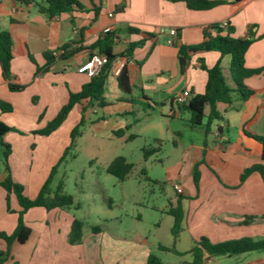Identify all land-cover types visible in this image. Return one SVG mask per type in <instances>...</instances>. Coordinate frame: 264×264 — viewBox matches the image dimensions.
Segmentation results:
<instances>
[{"label": "crops", "instance_id": "1", "mask_svg": "<svg viewBox=\"0 0 264 264\" xmlns=\"http://www.w3.org/2000/svg\"><path fill=\"white\" fill-rule=\"evenodd\" d=\"M81 1L84 10L74 8L50 18L39 11L46 0H0V32L9 31L12 35V71L16 81L26 85L21 91H11L0 65V99L14 107L11 112H0V119L12 127L3 139L11 145L8 162L12 178L24 186V193L30 198L38 195L52 167L70 146L71 131L83 109L86 118L83 134L95 139L117 137L125 142L134 135L132 130L141 122V114L150 115L158 105L161 113L171 116L186 110L175 102V96L184 89H189L191 95L203 93L207 71L201 64L212 67L221 55L217 51L191 52L188 67L182 72L179 47L202 43L206 32H210V25L227 20L234 27L236 37H247L252 29L258 38L248 48L245 64L249 68L264 66V0H219L221 4L206 10L190 9L183 0H94V5L99 7L97 14L90 0ZM107 27L116 36L113 47L118 55L116 59L127 64L131 94L119 87L117 76L111 72L105 84L102 106L83 101L72 108L55 131L49 135L35 133L57 116L71 91L79 92L90 81L91 77L79 73L77 68L92 54H99L97 48L91 47L106 33ZM172 28L177 30L176 36L170 34ZM139 40H145L144 45L131 57L121 55L130 42ZM68 43L72 44L69 49L78 47V50L66 59H57L48 70L35 75L37 65L46 64L45 52L55 51ZM30 55L36 64L30 60ZM230 63L229 55L222 57L223 74L227 83L234 87ZM245 82L258 89V94L243 104L237 100L231 104L218 103L224 118L215 120L210 132H206L204 125L199 126L203 138L184 143L181 129H167L177 138L174 140L176 146L181 142L182 159L168 167L166 179L171 185L180 183L185 192L178 194L173 188L175 197L168 199L163 207L154 206V209L171 216V237L164 240L159 236L162 222L158 221L151 230L154 237L140 230H133L130 235L109 229L86 230L79 242L72 243L70 233L75 216L70 211L35 207L24 215L26 225L32 229L25 243L14 240L9 247L0 239V250L8 256L3 264H147L151 253L163 264H183L193 260L188 251L203 237L212 243L244 237L263 240L264 175L254 171L244 180L241 176L246 168L264 163L258 142L247 136L243 128L257 113L249 128L256 135H264V108H261L264 71ZM136 98L142 99L143 104L135 105ZM89 110L93 115H87ZM208 111L207 107L206 113ZM187 112L190 120V112ZM70 117L73 124L67 123ZM123 128L126 129L123 136L114 134ZM2 152L0 149V181L5 177ZM117 156L109 160L106 169ZM196 166L197 182L194 180ZM7 195L0 183V230L11 234L17 225L15 211L19 206L12 194L11 210L8 209ZM179 202L184 218L179 237L174 241V217L167 211ZM111 203L110 198V207ZM137 217L141 220L142 214L138 213ZM160 246L175 251L162 250ZM173 255H183L186 259L175 262ZM203 264H264V250L234 255L205 252Z\"/></svg>", "mask_w": 264, "mask_h": 264}, {"label": "trees", "instance_id": "2", "mask_svg": "<svg viewBox=\"0 0 264 264\" xmlns=\"http://www.w3.org/2000/svg\"><path fill=\"white\" fill-rule=\"evenodd\" d=\"M94 5V0H90ZM177 1V0H175ZM187 7L195 10L211 9L222 2L219 0H183ZM95 6V5H94ZM74 8L84 10L85 6L81 0H46L44 5L39 6V11L45 14L47 17H54L68 13ZM95 13L99 11V7L95 6ZM121 8V7H120ZM119 8V9H120ZM210 32H206L205 40L194 46L181 45L179 47V62L182 72H185L190 58L191 52L196 51H217L220 53V59L212 66L207 67L201 64V67L207 71V81L205 84V90L203 93L191 95L188 102L179 105L181 109H186L190 112V122L193 126L204 125L206 132H210V126L215 120H222L224 117L218 110V103L231 104L235 100L241 104L255 97L259 90L248 86L245 80L251 76L260 74L264 71V66L258 68H249L245 64L246 52L250 45L258 38L255 37L252 29L249 30V36L236 37L234 36V27L228 24L227 27H221L219 23L210 25ZM130 31H135L130 29ZM212 32H215L213 34ZM116 36L114 33L106 32L98 37L96 42L91 48H97L99 54L104 55L107 58V63L104 65L101 73L97 76L91 77L90 81L83 85L79 92H70L67 103L61 108L57 116L49 121L44 129L35 131L41 135H49L55 131L62 122L67 118L72 108L83 101H87L89 105L104 104V91L105 84L108 76L111 73V65L117 58V54L114 53L113 47L115 44ZM145 40L130 42L124 53L121 55L131 57L134 51L144 45ZM72 44L68 43L59 47L55 51H47L44 53L46 64L44 66L36 67L35 75L44 72L50 68V66L57 59H66L72 56L78 47H71ZM93 55V54H92ZM91 55V56H92ZM229 55L231 57L230 70L232 79L235 86L231 87L223 74L221 59L223 56ZM14 57V42L12 35L9 31L0 32V65L2 67V73L6 80H8V87L11 91H21L26 85L16 81V76L12 71V60ZM30 60L36 64L35 58L30 55ZM119 87L127 94H131L132 88L130 85L128 67L127 64L122 68L121 73L117 76ZM209 108L206 113V108ZM264 108V100L261 105ZM14 107L11 103L0 99V112H11ZM257 113L250 118L243 126L244 132L247 136L255 139L260 147L262 160L264 161V135H256L250 131L249 125L255 120ZM86 124L85 109L82 110L79 123L71 131V144L66 148L59 162L55 164L42 185L38 195L35 198H30L24 193V186L16 182L12 178L11 169L9 166L8 158L11 154V145L4 141L3 136L6 132L12 130L8 124L0 119V149L3 150V161L5 177L0 181L1 185L6 189L7 195V207L11 210L10 195H14L19 206L18 221L13 233L8 234L5 231L0 230V239L6 241L10 247L14 240H18L20 243H25L32 229L28 227L24 221L25 213L35 207H42L46 210H52L55 208L68 209L75 205V197L67 193L64 190L63 180H60L58 184L53 187L52 183L54 176L58 170L59 163L68 154L69 149L75 145V139L82 135L80 127ZM220 130L221 127H220ZM126 129H118L114 131V134L121 137L125 134ZM134 135H130L132 139ZM161 141L160 139H155ZM158 148L144 149L145 157H148ZM134 168V164L129 162L124 155H118L107 167V172L116 176L120 180H124ZM258 171L261 175H264V163H259L248 167L244 170L241 179L244 180L250 173ZM194 180H198L197 166L194 169ZM174 217V223L172 226V234L174 241L179 237L182 230L184 212L179 202L176 207H171L167 211ZM101 230L100 226H94L93 231L98 232ZM84 222L81 219L74 218L71 227L70 241L72 243L79 242L83 237ZM162 250H172L165 246H160ZM264 250V239L254 240L250 237H244L240 239L227 240L223 242L212 243L208 238H201L188 253L192 254V261L194 264H203L204 254L208 252L211 255H234L247 251ZM8 258L3 251L0 250V264H3ZM14 264H17L16 262ZM147 264H163L162 260L154 253H151L148 257Z\"/></svg>", "mask_w": 264, "mask_h": 264}, {"label": "rangeland", "instance_id": "3", "mask_svg": "<svg viewBox=\"0 0 264 264\" xmlns=\"http://www.w3.org/2000/svg\"><path fill=\"white\" fill-rule=\"evenodd\" d=\"M106 95L109 96V92ZM133 102L135 105L143 104L139 98ZM174 107L178 110L176 104ZM87 115H93L91 110ZM67 123L73 124V118L70 117ZM170 127L181 129V141L184 143L204 137L199 126L190 122L187 110L171 116L161 113L158 105L150 115L141 114V122L132 130L134 137L127 142L117 137L112 140L95 139L83 133L75 139V145L58 165L52 186L63 180L64 190L75 197V205L67 210L84 222V231L100 226L122 235L140 230L154 237L151 233L153 224L161 221L159 236L164 240L171 237V216L154 209V206L163 207L168 199L175 197L173 186L166 179V170L182 159V148L180 141L177 146L174 144L177 138L167 130ZM80 130L83 132L84 126ZM158 137L162 138L160 142L155 140ZM149 148L158 150L145 157L144 149ZM116 155H124L134 164L124 180L106 170L109 160ZM110 198L113 200L111 207ZM138 213L142 214L141 220ZM173 256L175 262L186 259L183 255Z\"/></svg>", "mask_w": 264, "mask_h": 264}, {"label": "built area", "instance_id": "4", "mask_svg": "<svg viewBox=\"0 0 264 264\" xmlns=\"http://www.w3.org/2000/svg\"><path fill=\"white\" fill-rule=\"evenodd\" d=\"M110 15H112V13H110ZM219 24L221 27H227L229 22L227 20H224ZM110 31H111L110 27H107L105 29V32H110ZM169 32L172 36L177 35V30L175 28L170 29ZM106 63H107V58L104 55L96 54L88 58L83 63H81L78 66L77 71L79 73L87 74L90 77L97 76L101 73ZM124 65H125V61L122 60L120 61L118 59H115L111 65V72L116 76H118L121 73ZM190 96H191V91L189 89H184L175 96V102L178 105H183L188 102ZM172 185L178 194H183L185 192L184 187L180 183L174 182L172 183ZM183 264H194V263L191 261H187L184 262Z\"/></svg>", "mask_w": 264, "mask_h": 264}]
</instances>
